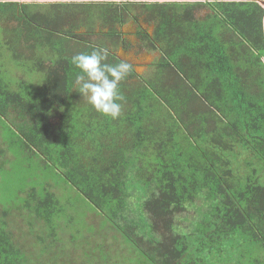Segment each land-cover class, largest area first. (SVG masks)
<instances>
[{
    "label": "trees",
    "instance_id": "obj_1",
    "mask_svg": "<svg viewBox=\"0 0 264 264\" xmlns=\"http://www.w3.org/2000/svg\"><path fill=\"white\" fill-rule=\"evenodd\" d=\"M42 6L0 2V21H12L0 26V46L30 73L0 72V138L13 156L0 162V264H74L57 233L59 218L69 222L66 201L48 188L54 177L90 202L143 264H264V7L257 0ZM69 8L109 17L56 22ZM129 20L153 27L141 41L159 57L121 82V116L113 120L76 91L71 58L99 46L107 63L120 62L118 28ZM13 173L32 180L15 196L4 192ZM132 198L136 220L128 215ZM12 210L28 225L30 245L13 231ZM188 211L191 218L180 217Z\"/></svg>",
    "mask_w": 264,
    "mask_h": 264
},
{
    "label": "rangeland",
    "instance_id": "obj_2",
    "mask_svg": "<svg viewBox=\"0 0 264 264\" xmlns=\"http://www.w3.org/2000/svg\"><path fill=\"white\" fill-rule=\"evenodd\" d=\"M5 0H0V2H4ZM6 1H16L20 3H38L40 4L41 9L44 8L42 6V3L49 4V2H81L82 0H6ZM89 1V0H86ZM100 2V0H97ZM106 0H102L101 2H104ZM107 1H116L118 0H107ZM121 1H129V0H121ZM134 2H142L133 0ZM84 2V1H82ZM94 7V6H92ZM46 14H49L51 11H43ZM1 16V15H0ZM104 18L108 19L109 13L105 10L97 9V8H89L87 10H82V13H78V11L74 8H69V10L64 11H58L56 16V22H60L61 19H70V18H76L77 21L82 23H96L98 21V18ZM1 18V17H0ZM12 21L10 20H4L3 22L0 21V26H5V24L10 25ZM2 27H0V40L3 36V31L1 30ZM131 30V31H130ZM130 31V32H129ZM123 32H127V34H130L132 32V28L129 26L126 27ZM4 42H0V45L3 46ZM119 55V52H118ZM9 53L5 50L4 47L0 46V72H2L3 75L6 76L7 79L15 77L17 74L19 77H26L28 79L30 73L27 71V75L23 76L21 74L20 69L16 67V64L13 59L8 57ZM121 59H124V56L122 54L119 55ZM27 58V57H26ZM23 60V59H22ZM27 60L25 59L22 62L23 65H26ZM142 61V60H141ZM137 61V65H146L145 62ZM145 63V64H143ZM21 67V64L19 65ZM142 68H138V71L141 72ZM142 74H145V72H141ZM34 83L36 79L38 78H31ZM6 160H13V156H11V153L6 149V145L2 142L0 138V162L6 161ZM4 167H8L7 164L4 165ZM16 172V171H15ZM56 178L57 183L53 181L55 185L49 186L48 188L54 192V194L62 198V201H66L65 207L67 208L66 213L63 214V219L66 222L62 221V218H59L58 221H56L58 227H57V233L59 236V239L62 241V246L66 253L71 255V260L74 262V264H87L88 261H95L93 264H143L139 259H136L133 254L129 252V249H127L126 246L120 241L119 237L115 234L114 230L112 228L103 222L102 217L97 215V210L94 208V206L88 202L80 193H78L76 190L71 188L69 185L64 186V181L59 177ZM36 179V178H34ZM5 187L4 192L5 194H12L11 196H15L18 194V191H23L27 188H30L32 186V180L29 178L27 180H23V178L18 179V175L15 173L11 174L10 177H5ZM66 187V189H65ZM135 198L130 199V210L128 212V215L130 218L137 219L136 215L139 214L138 207L134 205ZM17 211L12 210L11 215V224L13 231L15 230V233L21 238L22 241L25 242V244L30 245L32 242L31 236L27 230L28 225L24 224V222L18 221L20 219L18 216ZM17 215V216H16ZM192 212L188 211L187 213L181 214L180 217L184 218H191ZM71 217L70 219H68ZM73 219V220H71ZM179 220V219H178ZM92 225L94 227L93 231H89V228L87 225ZM180 225L183 227L184 230H188L190 228V224L188 223L187 219L183 220V222L180 223ZM75 232L77 233V236L75 235ZM73 238L74 240H77L75 242L70 241ZM85 240L84 243L81 240ZM102 245L103 252L104 253H98L96 250V245ZM61 246V245H60ZM61 246V247H62ZM87 252H89L91 255L87 256ZM102 256V258L100 256ZM129 255V257L127 256ZM94 258V260H93ZM140 261V262H139Z\"/></svg>",
    "mask_w": 264,
    "mask_h": 264
},
{
    "label": "clouds",
    "instance_id": "obj_3",
    "mask_svg": "<svg viewBox=\"0 0 264 264\" xmlns=\"http://www.w3.org/2000/svg\"><path fill=\"white\" fill-rule=\"evenodd\" d=\"M108 56L107 48L97 46L74 55L71 62L79 70L74 82L76 91L96 112L115 120L121 116L124 100L120 85L132 72V65L125 61L109 64Z\"/></svg>",
    "mask_w": 264,
    "mask_h": 264
},
{
    "label": "flooded vegetation",
    "instance_id": "obj_4",
    "mask_svg": "<svg viewBox=\"0 0 264 264\" xmlns=\"http://www.w3.org/2000/svg\"><path fill=\"white\" fill-rule=\"evenodd\" d=\"M128 26L132 28V32L130 34H127V32H123V30H125ZM118 29L120 30L121 35L119 37L120 44L115 52L116 56H119L120 54L122 56L123 54L124 59L120 58L121 61L130 63L132 65V71L136 74L142 75L141 72L144 73L152 69L154 61L159 57V54L157 51L151 50L150 48L145 46L141 41V37L145 34L151 36L153 27L148 26L146 23H143L139 20L137 22L129 20L121 25ZM137 61L145 62L146 65H137ZM139 67L142 68L141 72L138 71Z\"/></svg>",
    "mask_w": 264,
    "mask_h": 264
},
{
    "label": "water",
    "instance_id": "obj_5",
    "mask_svg": "<svg viewBox=\"0 0 264 264\" xmlns=\"http://www.w3.org/2000/svg\"><path fill=\"white\" fill-rule=\"evenodd\" d=\"M82 1H86V0H82ZM97 1V0H95ZM102 1V0H100ZM121 1V0H118ZM129 1H133V0H129ZM137 1H144V2H154V1H158V2H165V1H190V2H194V1H205V0H137ZM211 1V0H210ZM232 1H241V0H232ZM259 2L260 5H262L264 7V0H257ZM119 58H121L120 56H118Z\"/></svg>",
    "mask_w": 264,
    "mask_h": 264
},
{
    "label": "crops",
    "instance_id": "obj_6",
    "mask_svg": "<svg viewBox=\"0 0 264 264\" xmlns=\"http://www.w3.org/2000/svg\"><path fill=\"white\" fill-rule=\"evenodd\" d=\"M262 62L264 63V57L262 58Z\"/></svg>",
    "mask_w": 264,
    "mask_h": 264
}]
</instances>
